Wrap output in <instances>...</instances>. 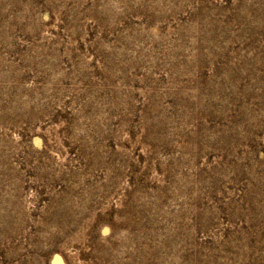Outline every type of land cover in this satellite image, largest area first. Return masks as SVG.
<instances>
[{
  "label": "rangeland",
  "instance_id": "rangeland-1",
  "mask_svg": "<svg viewBox=\"0 0 264 264\" xmlns=\"http://www.w3.org/2000/svg\"><path fill=\"white\" fill-rule=\"evenodd\" d=\"M0 264H264V0H0Z\"/></svg>",
  "mask_w": 264,
  "mask_h": 264
}]
</instances>
